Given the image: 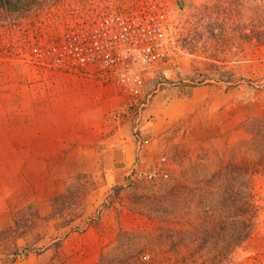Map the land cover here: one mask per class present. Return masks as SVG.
Returning a JSON list of instances; mask_svg holds the SVG:
<instances>
[{
	"label": "rangeland",
	"instance_id": "obj_1",
	"mask_svg": "<svg viewBox=\"0 0 264 264\" xmlns=\"http://www.w3.org/2000/svg\"><path fill=\"white\" fill-rule=\"evenodd\" d=\"M64 1L0 17V264H96L120 241L144 246L143 264H264V172L252 178L257 230L221 262L190 256L204 207L188 189L264 150L251 132L264 124V0H168L176 49L136 98L58 68ZM39 44L56 48L47 71ZM151 121L152 140L121 147Z\"/></svg>",
	"mask_w": 264,
	"mask_h": 264
},
{
	"label": "built area",
	"instance_id": "obj_2",
	"mask_svg": "<svg viewBox=\"0 0 264 264\" xmlns=\"http://www.w3.org/2000/svg\"><path fill=\"white\" fill-rule=\"evenodd\" d=\"M54 16L60 57L56 60L61 62L62 55L68 59L58 68L98 84H113L128 97L139 96L145 71L168 62L170 49H176L168 0H70ZM53 50L49 44L31 47L44 71L55 66L48 59Z\"/></svg>",
	"mask_w": 264,
	"mask_h": 264
},
{
	"label": "trees",
	"instance_id": "obj_3",
	"mask_svg": "<svg viewBox=\"0 0 264 264\" xmlns=\"http://www.w3.org/2000/svg\"><path fill=\"white\" fill-rule=\"evenodd\" d=\"M41 0H0L1 14L26 16ZM263 31L252 29L251 38L259 39ZM255 137H264V124L251 129ZM256 157L250 161L229 159L212 172L192 190H197L204 209L201 227L197 231L190 256L204 257L210 254L214 260H225L227 253L239 249L258 227L263 210L253 190V175L264 172V150L253 151ZM119 187L115 186V193ZM199 196V195H198ZM163 234L159 236L163 239ZM175 246V249L177 248ZM144 246L140 243L118 242L109 250L100 249L96 264H143L141 254ZM229 264V263H227Z\"/></svg>",
	"mask_w": 264,
	"mask_h": 264
},
{
	"label": "crops",
	"instance_id": "obj_4",
	"mask_svg": "<svg viewBox=\"0 0 264 264\" xmlns=\"http://www.w3.org/2000/svg\"><path fill=\"white\" fill-rule=\"evenodd\" d=\"M147 112V113H146ZM149 114H153V97L151 100V104L149 106V109H144L142 113H140L138 115V117L136 118V122H141L144 123L146 122L145 118L149 115ZM140 120V121H139ZM158 125H156V123H153V121L149 122V124L146 126H143V131H141V136L139 137L137 134L133 135V134H125L123 136H121V142L124 145H121V147H126L127 151H138L139 148H141L143 146V144L141 145V143L145 142L146 140H144V137H146V139H153V134L156 133L158 131ZM122 149V148H120ZM121 151V150H119ZM124 151V150H123Z\"/></svg>",
	"mask_w": 264,
	"mask_h": 264
},
{
	"label": "water",
	"instance_id": "obj_5",
	"mask_svg": "<svg viewBox=\"0 0 264 264\" xmlns=\"http://www.w3.org/2000/svg\"><path fill=\"white\" fill-rule=\"evenodd\" d=\"M179 4H180L181 6H184V5H185V1H184V0H179Z\"/></svg>",
	"mask_w": 264,
	"mask_h": 264
}]
</instances>
